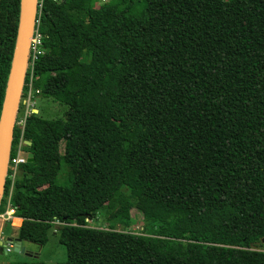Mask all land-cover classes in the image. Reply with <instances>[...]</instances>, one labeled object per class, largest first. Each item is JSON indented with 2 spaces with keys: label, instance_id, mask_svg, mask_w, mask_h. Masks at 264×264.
Masks as SVG:
<instances>
[{
  "label": "trees",
  "instance_id": "16d2710c",
  "mask_svg": "<svg viewBox=\"0 0 264 264\" xmlns=\"http://www.w3.org/2000/svg\"><path fill=\"white\" fill-rule=\"evenodd\" d=\"M20 6L0 0V114ZM38 20L23 97L68 111L27 116L5 236L45 247L57 225L60 264H264V0H45Z\"/></svg>",
  "mask_w": 264,
  "mask_h": 264
},
{
  "label": "water",
  "instance_id": "95a60500",
  "mask_svg": "<svg viewBox=\"0 0 264 264\" xmlns=\"http://www.w3.org/2000/svg\"><path fill=\"white\" fill-rule=\"evenodd\" d=\"M38 18V0H21L16 43L0 114V205L4 195L13 134L28 73L30 48L37 28ZM34 113L38 114V110H35ZM26 144L28 146L32 145L31 142H26ZM34 161L35 155L28 153V163H33ZM8 248L15 253L26 254L28 257L33 256L26 251L22 241L15 237L5 236L0 241V254L8 253Z\"/></svg>",
  "mask_w": 264,
  "mask_h": 264
},
{
  "label": "rangeland",
  "instance_id": "374dc122",
  "mask_svg": "<svg viewBox=\"0 0 264 264\" xmlns=\"http://www.w3.org/2000/svg\"><path fill=\"white\" fill-rule=\"evenodd\" d=\"M109 0H102L103 2H108ZM30 68V65L28 69ZM25 98L23 97V94L21 96V101L19 105V112L18 116H22L23 112L25 111V107L23 105ZM31 108H34L35 110H38V113L41 112V116L46 119H66V111H68V106L56 103L52 99H48L45 97L36 96L34 93L32 95V106ZM63 182V181H60ZM138 185L137 181L130 182L129 186H136ZM137 210H142L144 208V199L141 198L136 206ZM3 214V213H0ZM138 214L135 210L132 212L133 216H136ZM116 213H113L111 215H105L104 212H101L98 215V218L95 220H92L89 222L91 226H96L97 222H99V226L106 228V229H117L122 231L124 228L121 224H114L111 221L109 222L110 218L115 216ZM138 218H141V216H138ZM15 223V222H14ZM7 223H3L0 220V227L3 225L5 227ZM143 224L137 223L135 232L139 233L143 231ZM58 226L56 225L54 229L51 232L50 240L47 243L45 247H39L35 244L31 243H25L24 246L26 247V250L28 253H31L33 256L40 257V260L44 261L46 264H60L67 260V250L65 246L61 245L59 243V237L56 233V229ZM128 231H131V227L129 226L127 228ZM155 231L154 228L148 230L147 234H153ZM6 232V231H5ZM15 235V231H9L7 235L10 237H13L11 235ZM263 248V247H262ZM264 249V248H263ZM28 257V256H27ZM26 257V254L21 253H15V252H8V253H2L0 254V264H15L18 261H28Z\"/></svg>",
  "mask_w": 264,
  "mask_h": 264
},
{
  "label": "built area",
  "instance_id": "2783aa9c",
  "mask_svg": "<svg viewBox=\"0 0 264 264\" xmlns=\"http://www.w3.org/2000/svg\"><path fill=\"white\" fill-rule=\"evenodd\" d=\"M44 1L45 0H38V17H40V15H41V10H42V6L44 4ZM53 1L58 2L59 0H53ZM38 24H39V20H38ZM38 24H37V28H36V31L34 33L32 43H31V48H30L32 58L29 62V65H30L31 70L33 69V65H34L36 57L38 55H41L44 53V50L42 49V42H41L42 36L38 32ZM29 88H30V90L28 91V95L23 102V105L25 107L24 114H23L22 118L18 122H16V126H18V128L21 131V139H20V142L18 145V153H17V156L15 158H13L12 160L10 159V162H9L7 177L11 181V193H10V196L8 199L6 211L3 212V214H0V220H1L2 224L3 223H9L12 227L15 226L13 223L15 211L11 208V205H10L12 189H13V186H14V183H15L17 177L20 174L21 167L23 165H25L26 163H28V153H25L22 150V147L24 145H27L26 144L27 141H25L23 139V134H24L27 116L31 113H34V108H31V106H32V95L34 93V91L32 90V84L31 83H30ZM87 221L90 222L89 220H87ZM57 224H58V222H57ZM4 237H5V235L2 232V226H1L0 227V241H2ZM7 251L10 252L11 249L8 248Z\"/></svg>",
  "mask_w": 264,
  "mask_h": 264
},
{
  "label": "crops",
  "instance_id": "0c3cea01",
  "mask_svg": "<svg viewBox=\"0 0 264 264\" xmlns=\"http://www.w3.org/2000/svg\"><path fill=\"white\" fill-rule=\"evenodd\" d=\"M15 222V223H14ZM13 223H14V229L15 230H17V229H19L21 226H22V224H23V219H21V218H17V217H14V221H13ZM5 224V223H4ZM8 224V223H7ZM6 224V225H7ZM6 225H5V227H6ZM5 227H3V225H2V232L4 233V229H5ZM5 235V234H4ZM11 236H13L14 237V234L13 235H11Z\"/></svg>",
  "mask_w": 264,
  "mask_h": 264
}]
</instances>
